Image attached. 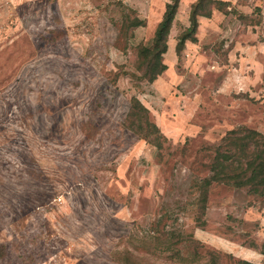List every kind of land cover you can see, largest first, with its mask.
<instances>
[{
  "label": "rangeland",
  "instance_id": "obj_1",
  "mask_svg": "<svg viewBox=\"0 0 264 264\" xmlns=\"http://www.w3.org/2000/svg\"><path fill=\"white\" fill-rule=\"evenodd\" d=\"M169 1L0 0V264H264V196L207 182L229 130L264 134V0L199 16L178 55L181 0L167 70L136 79Z\"/></svg>",
  "mask_w": 264,
  "mask_h": 264
},
{
  "label": "trees",
  "instance_id": "obj_2",
  "mask_svg": "<svg viewBox=\"0 0 264 264\" xmlns=\"http://www.w3.org/2000/svg\"><path fill=\"white\" fill-rule=\"evenodd\" d=\"M181 0H170L166 4L161 21L158 23L153 46L140 48V60L138 69L141 75L134 73V77L143 78L148 82H154L159 75L167 70L168 65L163 61V56L168 50V37L172 23L177 14ZM230 1L225 0H197L193 2L190 13V25L179 36L175 47L177 54H181L187 41L196 42L198 17H211L213 8L223 13L228 12ZM234 11L233 8L230 9ZM242 18V16H241ZM127 23V21H125ZM145 21L137 15L128 20L129 29L143 26ZM134 79V78H133ZM135 86H141L144 82L133 81ZM141 89L142 87H136ZM148 108L133 96L130 100V108L126 116L125 125L134 133L144 138L159 150L164 147V141L168 137L160 130V127L149 120ZM213 175L211 180H224L235 187L248 188L249 192L264 196V134L255 129L240 127L229 130L215 147V156L211 164ZM150 236L151 242L157 241ZM4 245H0L3 249ZM2 251L0 250V255Z\"/></svg>",
  "mask_w": 264,
  "mask_h": 264
},
{
  "label": "crops",
  "instance_id": "obj_3",
  "mask_svg": "<svg viewBox=\"0 0 264 264\" xmlns=\"http://www.w3.org/2000/svg\"><path fill=\"white\" fill-rule=\"evenodd\" d=\"M140 100V99H139ZM141 101V100H140ZM142 102V101H141ZM143 103V102H142ZM144 104V103H143ZM145 105V104H144ZM146 106V105H145ZM147 107V106H146ZM148 108V107H147ZM148 110H149V108H148ZM150 112V111H149Z\"/></svg>",
  "mask_w": 264,
  "mask_h": 264
}]
</instances>
